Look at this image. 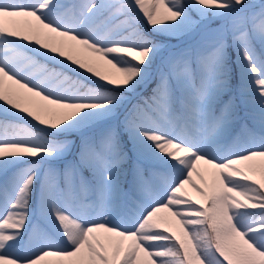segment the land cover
Here are the masks:
<instances>
[{"label": "snow or ice", "instance_id": "snow-or-ice-1", "mask_svg": "<svg viewBox=\"0 0 264 264\" xmlns=\"http://www.w3.org/2000/svg\"><path fill=\"white\" fill-rule=\"evenodd\" d=\"M0 175V264H264V0H0Z\"/></svg>", "mask_w": 264, "mask_h": 264}, {"label": "rangeland", "instance_id": "rangeland-1", "mask_svg": "<svg viewBox=\"0 0 264 264\" xmlns=\"http://www.w3.org/2000/svg\"><path fill=\"white\" fill-rule=\"evenodd\" d=\"M160 39H161V42L162 43H165V44H171V45H177V44H179V41H176V40H168L167 38H160ZM148 88L150 90L151 84L148 85ZM69 159H71V157H69ZM3 179H4V177L2 175H0V182H2ZM0 207H2V201H0ZM38 222H39V217H38V213H37V214H34L33 215V217H32V223L33 224H36Z\"/></svg>", "mask_w": 264, "mask_h": 264}]
</instances>
